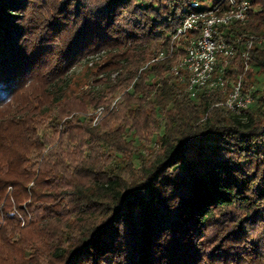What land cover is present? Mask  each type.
<instances>
[{"label": "trees", "instance_id": "16d2710c", "mask_svg": "<svg viewBox=\"0 0 264 264\" xmlns=\"http://www.w3.org/2000/svg\"><path fill=\"white\" fill-rule=\"evenodd\" d=\"M189 1L0 0V264H264V0L194 96Z\"/></svg>", "mask_w": 264, "mask_h": 264}, {"label": "built area", "instance_id": "2783aa9c", "mask_svg": "<svg viewBox=\"0 0 264 264\" xmlns=\"http://www.w3.org/2000/svg\"><path fill=\"white\" fill-rule=\"evenodd\" d=\"M252 8V0H216L213 7L203 9L200 0H190L189 9L183 15L179 26L171 36V53L181 46L184 54L178 64L173 67L176 75L186 79L187 90L194 96L197 90L205 87H223L226 75L222 69L216 71L219 56L229 58L234 56L235 49L230 43L220 37L219 27L235 21H245ZM264 44V38L250 39ZM164 57L161 53L159 58ZM251 94H242L241 79L230 91L226 105L237 110L251 104Z\"/></svg>", "mask_w": 264, "mask_h": 264}, {"label": "rangeland", "instance_id": "374dc122", "mask_svg": "<svg viewBox=\"0 0 264 264\" xmlns=\"http://www.w3.org/2000/svg\"><path fill=\"white\" fill-rule=\"evenodd\" d=\"M201 1V4H202V8L203 9H210L213 7L214 3L216 0H200ZM84 68V65H81L77 68L76 72L77 73H80V71ZM91 82H87L86 85H85V88H88L90 86ZM254 89V86H251L249 88V91L251 92L252 90ZM115 102L114 101L112 104H111V108L115 105ZM103 116V109L99 110V114L98 116L96 117L95 119V123L99 122V120L102 118ZM148 133L146 132L145 135H147Z\"/></svg>", "mask_w": 264, "mask_h": 264}]
</instances>
